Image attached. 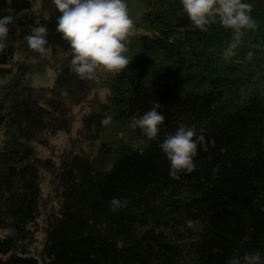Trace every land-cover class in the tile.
Returning a JSON list of instances; mask_svg holds the SVG:
<instances>
[{
  "label": "trees",
  "instance_id": "trees-1",
  "mask_svg": "<svg viewBox=\"0 0 264 264\" xmlns=\"http://www.w3.org/2000/svg\"><path fill=\"white\" fill-rule=\"evenodd\" d=\"M242 2L258 27L243 30L231 62V29L201 32L181 0H142L127 69L89 81L73 70L52 0H0V18L14 17L0 53V264L264 259V0ZM41 24L42 57L24 39ZM47 70L52 86L33 88L28 78ZM156 101L165 120L146 144L129 125ZM180 127L204 139L195 171L174 180L159 145Z\"/></svg>",
  "mask_w": 264,
  "mask_h": 264
},
{
  "label": "clouds",
  "instance_id": "clouds-1",
  "mask_svg": "<svg viewBox=\"0 0 264 264\" xmlns=\"http://www.w3.org/2000/svg\"><path fill=\"white\" fill-rule=\"evenodd\" d=\"M11 6L13 0H5ZM60 13L57 17L56 31L70 45L72 52L71 65L81 80H98L97 73L119 74L127 69L130 60L126 53L129 48L126 42L133 35L134 22L128 15L125 0H52ZM181 5L192 25L201 32H207L208 26L219 22L223 28L232 30L231 42L223 51L226 63L237 55L242 45V37L246 29L255 30L258 25L251 17L252 5L242 0H181ZM14 17L6 15L0 18V53L7 45L9 27ZM48 28L46 25L33 27L31 34L24 37L28 48L41 57L46 53ZM249 58L252 53H249ZM36 57L32 63H38ZM161 105L156 101L145 114L132 117L130 127L140 129L146 137V144L153 141L165 116L158 109ZM112 116L101 120L107 127L112 123ZM203 136H197L190 127H180L174 135H168L159 145L170 162L169 176L179 180L181 173H192L196 165L194 157L198 155V145ZM119 198L109 202L113 212L122 204ZM228 264H264L260 253H245L231 257Z\"/></svg>",
  "mask_w": 264,
  "mask_h": 264
},
{
  "label": "rangeland",
  "instance_id": "rangeland-1",
  "mask_svg": "<svg viewBox=\"0 0 264 264\" xmlns=\"http://www.w3.org/2000/svg\"><path fill=\"white\" fill-rule=\"evenodd\" d=\"M33 4V8L37 9L40 3V0H30ZM127 4V10L129 17L133 20L134 24L138 21L139 17L143 13V5L142 0H125ZM138 29H133V35H138ZM100 75H104L105 73L100 72ZM55 79V75L52 73L51 70L45 71L42 74H36L30 78H28L29 84L33 88H48L51 87ZM66 138H60L58 142L54 143L62 144Z\"/></svg>",
  "mask_w": 264,
  "mask_h": 264
}]
</instances>
